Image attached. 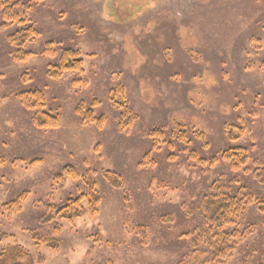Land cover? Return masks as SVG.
Returning a JSON list of instances; mask_svg holds the SVG:
<instances>
[{"label":"rangeland","instance_id":"rangeland-1","mask_svg":"<svg viewBox=\"0 0 264 264\" xmlns=\"http://www.w3.org/2000/svg\"><path fill=\"white\" fill-rule=\"evenodd\" d=\"M3 1L19 19L4 18L0 3V251L21 245L35 264H214L194 261L200 248L189 233L201 223L200 201L212 181L222 175L233 190L242 184L264 194L252 173L256 161L264 168V0ZM29 26L38 35L23 46L32 55L19 61L8 36ZM65 50L82 59L83 72L53 78L50 66ZM119 84L138 116L129 133L118 130L119 110L109 98ZM32 89L43 91L57 126L35 124V111L19 97ZM82 101L105 118L102 128L83 123ZM239 117L250 128L239 141L254 161L248 174L223 161L200 167L176 137L186 127L188 149L211 158L233 146L223 125ZM157 126L173 147L144 160L152 146L147 133ZM197 130L207 147L194 138ZM172 153L176 160L168 159ZM67 167L78 177L65 175ZM107 171L122 185L113 186ZM87 177L101 196L96 215L39 221L45 205L58 208L84 191ZM15 201L19 210L2 209ZM240 228L248 233L226 264H264L257 204L242 214ZM32 231L58 245L38 244Z\"/></svg>","mask_w":264,"mask_h":264},{"label":"trees","instance_id":"trees-1","mask_svg":"<svg viewBox=\"0 0 264 264\" xmlns=\"http://www.w3.org/2000/svg\"><path fill=\"white\" fill-rule=\"evenodd\" d=\"M0 3L3 4L2 14L4 18L7 20L19 19L18 14L13 11L8 1L4 2L1 0ZM37 35V30L32 26L10 34L8 41L15 48L13 58L19 61L29 58L32 53L26 51L23 46L31 42ZM75 55L77 54L73 50H65L59 59V64L51 65L48 74L53 78H58L67 71L82 73V59ZM19 97L26 108L35 111L34 122L38 127L47 128L59 124L58 115L45 110L47 107L46 98L42 90L32 89L24 91L20 93ZM109 98L113 106L119 110V115L116 119L118 130L129 133L138 116L126 96L125 86L119 84L111 91ZM98 103L99 101L95 99L93 105H97ZM77 112L82 117L83 123L95 125L99 129L104 126L105 118L103 116H97L93 109H86V103L84 101L78 105ZM246 123V118L243 117H239L237 122L224 123L223 132L233 146L226 148L211 158L201 157L198 151L188 149L190 148L189 145L192 143V140L186 127L181 126L177 131L176 137L186 145L187 148L185 150L188 153L189 160L200 167L212 166L223 161L229 164L232 172L248 174L251 173L249 166L254 161L252 160L250 149L239 142L250 132V128ZM193 135L194 138L201 140L205 147L208 146L205 132L197 130L193 131ZM147 136L151 139L152 146L144 155V160H148L149 158L151 161L150 155L156 150H161L163 145L173 147V144L167 140L166 128L164 127L157 126L150 129ZM176 157V153L168 155V159L170 160H176ZM255 163L257 167L252 173L255 174L259 181L264 183V168L260 167L258 161ZM66 174L78 177V173L73 167L65 168ZM104 175L113 186L119 187L122 185L120 177L116 173L107 171ZM63 177L64 174L58 176V184L63 183ZM236 178V184H239V179L237 176ZM84 179V191L74 198H69L58 208L45 205L46 212L39 221L42 224H48L52 221L63 219L72 220L86 213L96 215L99 212L101 196L96 188V182L89 177ZM254 203L257 204L258 209L263 214L264 225V194L261 197H257L248 187L242 184L233 190L232 185L227 183L222 178V175L213 180L200 201L201 223L192 232H189L191 233L192 246L200 248V250H194L191 254L194 261L204 257L206 261L211 260L214 264L228 263L234 254L236 246L243 242L248 233L249 228H240L241 216ZM1 207L3 210H10V213L20 209L16 201L3 204ZM54 228V231L58 232L60 226ZM32 236L38 244H45L48 247H56L58 245L57 239L53 236H44L35 231H32ZM4 237L5 235L0 234V243ZM35 262L34 256L21 245L5 246L0 251V264H35Z\"/></svg>","mask_w":264,"mask_h":264}]
</instances>
